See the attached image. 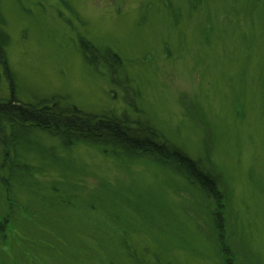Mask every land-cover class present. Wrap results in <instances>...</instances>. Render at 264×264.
<instances>
[{
  "label": "rangeland",
  "instance_id": "obj_1",
  "mask_svg": "<svg viewBox=\"0 0 264 264\" xmlns=\"http://www.w3.org/2000/svg\"><path fill=\"white\" fill-rule=\"evenodd\" d=\"M0 13L14 82L0 72L1 100L152 127L226 194L222 211L152 158L5 124L0 264H226L217 211L229 261L264 264V0H0Z\"/></svg>",
  "mask_w": 264,
  "mask_h": 264
},
{
  "label": "trees",
  "instance_id": "obj_2",
  "mask_svg": "<svg viewBox=\"0 0 264 264\" xmlns=\"http://www.w3.org/2000/svg\"><path fill=\"white\" fill-rule=\"evenodd\" d=\"M5 20L0 13V72L3 71L8 78L14 92V82L9 69L6 48L10 38L4 31ZM10 128L17 127L22 130L38 129L60 138L65 145L71 146L75 142L103 143L104 152L108 154L110 148H117L127 154L147 156L154 159L168 169L175 171L186 182L198 186L205 194L210 196L218 205L219 210L225 208L226 196L221 190V180L213 169H205L200 163L192 160L184 152L165 140H161L158 132L152 127L131 129L123 121L111 118L84 117L76 108H61L59 102L53 98L37 105L23 104L15 95L11 100L0 99V145L7 148L9 144L16 143V136L12 133L8 137L3 131V125ZM102 140H104L102 142ZM9 149V147L7 148ZM1 172V171H0ZM4 180V179H3ZM8 179L4 180L6 183ZM10 205H15L10 202ZM216 214L215 230L217 243L221 252L226 255V264H232L228 257L227 243L222 228L223 221ZM5 218V217H4ZM0 220V234L4 233L7 220Z\"/></svg>",
  "mask_w": 264,
  "mask_h": 264
}]
</instances>
